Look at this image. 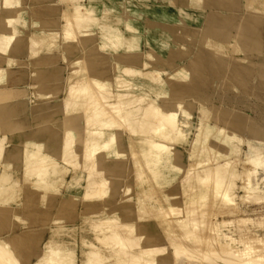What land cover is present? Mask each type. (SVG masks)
<instances>
[{
    "label": "bare ground",
    "instance_id": "1",
    "mask_svg": "<svg viewBox=\"0 0 264 264\" xmlns=\"http://www.w3.org/2000/svg\"><path fill=\"white\" fill-rule=\"evenodd\" d=\"M98 1L83 4L71 0L72 7L65 9L57 19L36 24L42 30L32 35L27 44L32 56L43 49L52 51L60 43L65 45L68 54L75 48L73 41H77L79 50L89 43L93 45L70 60L67 68L58 63L61 55L34 61L31 64L32 96L22 99L23 103L20 96L25 91L13 95L12 89L6 87L14 73L12 66L19 62L15 56L23 43L19 31L23 14L17 11L20 0L2 2L0 264H79L76 249L69 241L59 239L63 227L57 223L44 242L42 253L36 251L43 238L42 230L22 228L16 231L12 224L17 214L13 212V215L12 206L24 191L32 207H49L54 206L63 186L67 188L63 205L70 207L83 200L85 221L94 234L90 237L93 240L83 243L82 264H264V236L251 233L247 227L248 218L239 220L242 227L238 239H231L222 231V226L233 221L217 218L237 213L234 202L238 179L243 181V201L259 199L253 196L250 168L239 172L238 159L228 158L237 152L234 136L211 124L208 109L203 106L187 167L182 164L181 152L176 147L185 138L179 115L183 112L182 100L196 91L193 82L206 69L215 72L220 80L222 71L224 77H232L224 60L228 55L225 49L231 44L218 40L234 26L238 15L234 11L237 0H181L186 9L201 10L205 4L212 9L200 33L198 47L186 64L182 63L173 71L165 65L172 69L178 57L190 53L188 43L175 38H185L179 33L181 24L193 21V15H182L181 9H174L175 0H167L170 7L149 6L148 24L145 25L139 20L142 11L135 6H127L133 16L123 20L119 16V2L106 0L101 12L96 4ZM255 2L260 5L264 0H246L248 13L243 23L236 27L233 51H238L241 47L238 41L249 32L254 34L262 21L263 6L250 13ZM60 19L65 21L63 26ZM122 23L124 27L120 26ZM98 25H101V42L95 38L94 28ZM144 33L147 50L136 52ZM251 39L253 49H258L260 40ZM122 50L126 54H121ZM108 52L115 54V60L106 57ZM141 55L145 57L142 62L137 60ZM145 80L150 82L159 99L144 91ZM178 86L184 88L181 93ZM168 88H178L175 89L178 94L164 95L163 91ZM167 97L169 101L159 102ZM30 104L34 115L27 121L23 115ZM217 116L220 120V115ZM125 134L127 142H124ZM213 138L225 146L223 151L214 148ZM8 144L14 145L15 150L7 153ZM127 157L133 159L134 165L127 164ZM224 158L225 161H221ZM246 164L251 165L249 159ZM133 172L136 173L137 211L127 203L134 198L131 191L135 186L127 184V180L121 199L125 204L114 208L122 178ZM180 175L184 195L181 206L174 201L176 196L165 190ZM153 208L156 209L154 214ZM151 214L153 220L150 222ZM63 217L59 211L53 220L59 222ZM14 218L25 224L26 219ZM4 231H8L7 234L4 235Z\"/></svg>",
    "mask_w": 264,
    "mask_h": 264
},
{
    "label": "rangeland",
    "instance_id": "2",
    "mask_svg": "<svg viewBox=\"0 0 264 264\" xmlns=\"http://www.w3.org/2000/svg\"><path fill=\"white\" fill-rule=\"evenodd\" d=\"M67 1H66L67 3L66 2L65 3L66 4L69 3L72 7L73 3H71V0H67ZM78 1L84 4L88 0H78ZM133 1H134L135 7L142 11V14L140 15L139 20L142 22V24H145V25L148 24L147 16H148V11L150 10V7H149L150 1L148 0H133ZM236 2L237 3H236V7L234 11L238 15L233 23L235 27L233 26L231 28V31H229V33L226 36L222 35V37L220 36L221 38H219L218 40V42L220 43L228 42L231 44V46L235 43V35L238 32L236 27L239 26L241 23H243L244 17L248 13L247 6H246V0H237ZM178 3L180 4L179 9H181L180 13L182 15L187 16V15L196 13V14H199L200 16L197 17V19L199 20L198 22H192V23L185 22L181 24V30L179 31V33H182L185 38L183 40H181L180 38H175V39L176 41H184L188 43L191 49H189L190 53L188 56L187 55L180 56L176 59L175 64L172 67V69L170 68V66L165 65V68H168L171 71H173L175 67L179 65H183L184 63L186 64L189 61L192 53L196 50V47H198L200 33L208 19L209 12L212 9L211 6L210 7L209 5L206 6V4L204 5V7L205 6L206 7L205 8L203 7L201 10H196V8L194 7H189L188 9H186V8H183V3L181 2V0H178ZM27 6H28L27 0H20L18 9H21L22 11L26 12V14L30 15L27 11L28 10L26 8ZM261 6H263L262 11H261L262 21L258 23L254 34H250L249 32L248 35L245 34L244 35L245 37L238 41L239 45H241L238 51H233L232 50L233 47L231 46L225 49L228 55L224 58V60L226 61V64H227V71L229 70L228 72L232 74V77L231 76L224 77L223 76L224 72L222 71L220 73L222 74V77H221L222 80H220L219 77L215 75V72H213L211 69H206L203 72V74H201V76L197 80H195V82H193L195 84L194 90L196 91H194L191 96L182 100L183 112L181 111L179 115L180 124H181L180 126L185 133V138L182 142H179L176 145V147L181 152L180 153L182 156L181 162L185 167H187L190 163L189 153L191 150V142L193 141L192 139L195 138L194 135H196L197 127L201 120V117H200L201 108L203 106H206L208 109L207 113L210 116L209 122L211 124H216L218 130L226 129L229 133H231L234 136L233 144L237 148V152L235 154H232L228 158L238 159L237 170L239 172L244 171L245 167L250 168V172L252 174L251 176L252 184L251 185H252L253 191L255 192V195L253 196H257L259 199L255 200L252 198V199L243 201L242 196L244 195V192L241 189V185L243 184V181L241 179H238L237 180V192L238 193L236 197L237 201L235 200L234 202V207L236 210H238L237 213L230 214V215L227 214V215H222V216L219 215L217 217L218 219L223 220L224 218H226L227 220L231 219L233 221L232 224H226L224 225V227L222 226V228H224L222 229V231L226 233L227 236H230L231 239L240 238V228L242 226L239 220L240 218H243V217L248 218L250 220L249 223L247 224V227L250 229L252 234H261L264 236V2H262L260 5L259 3L255 2L250 13L252 11L254 13L257 10V8H260ZM56 11H57L56 13L58 14L56 17H58L59 10H56ZM119 16L120 17L122 16L121 18L125 20L121 12L119 13ZM120 26L124 27V23H122ZM37 27H40L39 30H42L41 29L42 27L40 25H37ZM94 32L96 34L95 36L96 41L101 42V35H102L101 25L96 26L94 28ZM195 32H197V34ZM28 33L31 34V31H28ZM186 33L188 35L185 36ZM254 37H257L260 40L258 49H253L252 47L251 38H254ZM227 38L230 40L227 41ZM90 44L91 43H89L87 47H84L79 50L76 48L77 41H73L72 45L75 48L73 49L72 53L69 54L68 57L66 56V58L64 59L60 57L59 58L60 60L58 59V63L63 65L65 68H67L70 60L75 59L80 53L86 52ZM53 50L58 53L61 50V46H58ZM146 50H147V47L141 46L136 50V52L139 51L143 53ZM125 52L126 51L122 50V52L120 53L124 54ZM43 53L44 51H40L36 56H34L32 61H35V60L46 61L45 58L47 57L49 58L51 56V53L49 51L48 53L50 54L48 53L43 54ZM39 58H43V59H39ZM63 60L65 61V63H62ZM137 60L142 62L145 60V57L141 55L139 56V58H137ZM32 61H26L28 64L24 63L23 68L18 69L17 71L18 73L17 72L13 73L8 84L6 85V87H8L10 90L12 89L11 91L13 95H16L18 92L17 90H19L20 88L17 87L15 83L13 82L14 76L23 77V80L20 82L19 86L21 85L20 87L25 91V93L21 94L20 101H22V99L23 100L29 99L32 96L33 82L31 81V78H30L31 65H29V63H31ZM109 66H111V64ZM138 67L140 68L141 66H138ZM24 72H26L27 75ZM67 72L68 70L66 69L65 73ZM164 77H167L166 74L164 75ZM144 84H145L144 91L146 92L147 90L148 93L150 92L149 94L150 96H153L152 98L159 99V97H156L158 94L152 91V88L150 87V82L145 80ZM194 84L192 86H194ZM178 88H174V89L168 88V90H164L163 93L164 95H167L169 97L170 93L174 92L172 93V95L174 96L178 94L177 93L178 91L181 93V91L184 90L183 86H178ZM175 89L176 90L178 89V91H176ZM168 97H167L168 100L167 99L165 100L166 98L165 97L163 98L164 100L161 99L159 102L162 103L164 101H169L170 98ZM188 103L189 104L192 103L193 105L190 104L191 106L190 105L188 106ZM216 106H218L219 109ZM186 110H188V112H186ZM25 113L27 116H29L30 119L32 118V116L34 115L32 104L28 106V109L26 110ZM187 114H189V117ZM191 114L193 115L192 118L190 117ZM213 114L215 116H213ZM217 114L220 115V120ZM190 124L192 126H190ZM186 125H188L189 127ZM124 138H125L124 142H127L128 135L125 134ZM211 144L218 151H223L225 149V146L220 141H218L216 138H213L211 140ZM14 150H15L14 146H12L11 144L7 145V148H6L7 153L12 152ZM225 159L226 158L221 159V161L222 160L225 161ZM247 159H249L251 163V165L249 166L248 164H246ZM126 161L129 166L134 165L133 159L131 157H127ZM20 173H22V167L20 168ZM134 173L135 172H133L130 175H124V177L122 178L121 188L118 193L119 195L117 194L114 200V208L120 207L125 204L121 202L122 192H123L124 187L128 183H130L133 186L135 185L131 191V196H133L134 198L132 199V201L129 200L127 203L129 205H132L134 209L137 211L138 209L137 203H136L137 194H135L137 193V186L135 184L136 173L135 174ZM68 176H67L68 178L67 180L69 181V179L71 178V174H69ZM181 177L182 175H180L171 186H169L168 188H165L167 193H170L172 196H176L174 197L175 198L174 201L177 202V204L180 206L184 202V195H182L183 188L181 184L182 183ZM125 180H127L126 185H125L126 183ZM157 190L158 188L156 189V191ZM66 194H67V188L63 186V188L61 189V191L59 192L57 196V199L54 202V206L32 207L27 200V192L24 191L20 195L21 198L19 197L17 202L14 203V205L12 206L13 207L12 213L13 212L17 213V214L13 213V215L14 214L15 215L12 218V224L17 226V231H21L22 228H25V229L31 228V229H34L35 231L36 230L43 231V238L39 242V244L36 246V251L39 253H42L44 242L47 240L51 231L54 228H56L58 225L62 226L63 231L60 232L59 239L70 242L71 246H73L76 249L78 263L82 264L81 261H83L84 250H85V246L83 243L84 241L93 240V238L90 239V237H94V234L92 230L90 229L89 224L86 223L85 221L86 220V216H85L86 204L84 203V201L80 199L77 202L73 203L72 205H69L70 207H68V204L63 205V199ZM22 200H23V203H22ZM155 200L156 199L152 201L154 202ZM32 208H35L36 210ZM59 211L62 213V216H64L63 217L64 219L62 218L59 222H54L55 220H53V218ZM151 211L153 212L152 214H154L156 209L153 208ZM23 215L24 216L26 215V218ZM14 217H20V218H23L24 220L26 219L25 221L23 220L25 222L24 224L25 226L19 221V219L17 220V218H14ZM152 220H153V215L149 221L151 222ZM32 222L34 223V225ZM164 242H166L165 239H164ZM35 259L36 258H33V260Z\"/></svg>",
    "mask_w": 264,
    "mask_h": 264
},
{
    "label": "crops",
    "instance_id": "3",
    "mask_svg": "<svg viewBox=\"0 0 264 264\" xmlns=\"http://www.w3.org/2000/svg\"><path fill=\"white\" fill-rule=\"evenodd\" d=\"M53 1V2H51ZM66 1V0H65ZM65 1H62V0H27V11L30 15L26 14V12L22 11L21 9H18L17 8V11L22 13L23 14V23L22 25L19 26V31L21 32V35L23 36V43L21 45V50L22 52L19 51V53L15 56V59H17L19 62L15 63L13 66H12V71L14 73H16V69L18 70V68H23V64L26 63V60L27 61H32L34 56L31 55V50L30 48L27 46V44L30 42L31 38H32V35L36 34L37 32L41 31L39 30L40 27H37V23L39 21H42V20H47V21H54L55 19H57L58 17H56L58 14L56 13L57 11L56 10H59V15L64 12L65 9L67 8H71V5L68 3L66 4ZM90 0H88L86 3H89ZM110 1H113V2H119V6H120V9H121V14H123V17L125 20H127L128 18L132 17L133 14L129 11V8L127 7L129 4L132 5V6H135L134 5V1L133 0H110ZM150 1V5H158V6H161V7H170V3L167 1V0H148ZM162 1V2H161ZM2 2L3 0L0 1V8L2 6ZM61 3V4H60ZM97 6L100 8L101 12L103 11V9L105 8V5H106V0H99L97 3ZM63 5V6H62ZM51 6V7H50ZM174 9L178 10L179 7H180V4L178 3V0H175L174 1ZM177 6V7H176ZM210 6V5H209ZM19 7V5H18ZM54 10V11H53ZM61 10V11H60ZM101 14V13H100ZM127 15V16H126ZM194 16V19H192L193 21H189V22H186V23H192V22H198L199 20L197 19V17H199L200 15L199 14H196V13H193L191 14ZM55 17V18H54ZM59 23H61V26H63L65 24V21L60 19L59 20ZM42 29V28H41ZM28 31H31V34L28 33ZM146 34H142L141 35V41H140V47L143 46V47H147V38H146ZM61 46V50L57 53H55L54 50L52 51H49V50H40V51H44L43 54L45 53H48V51L51 53V55H61L60 57H62L63 59L65 58V56L68 57V53L66 52V48H65V45H63L62 43L59 44ZM93 45V43H91L89 45V47ZM23 47V48H22ZM25 47V48H24ZM39 51V52H40ZM54 51V52H53ZM30 52V53H29ZM38 52V53H39ZM37 53V54H38ZM48 53V54H50ZM36 54V55H37ZM30 55V56H28ZM35 55V56H36ZM107 58L109 59H115V54L113 53H106L105 54ZM24 61V62H23ZM36 61V60H35ZM33 62L29 63V65L33 64ZM62 63H65V61L63 60ZM5 66H7V63L4 64ZM31 69V67H30ZM31 71V70H30ZM30 78H31V81L34 83L32 77H31V72H30ZM23 80V77H18V76H14V83L17 87H19L20 89L17 90V91H24L20 86V82ZM22 102V101H21ZM23 103V102H22ZM25 103V102H24ZM24 108V104L21 105L20 109L22 110ZM23 117H25L27 119V121H30L32 120V118L30 119L29 116L26 115V113L23 115ZM30 119V120H29ZM12 145V144H11ZM14 146V145H12ZM15 147V146H14ZM15 230L17 231V226L15 227ZM8 231H4L3 234H7Z\"/></svg>",
    "mask_w": 264,
    "mask_h": 264
}]
</instances>
